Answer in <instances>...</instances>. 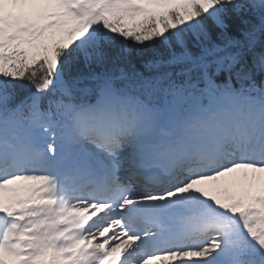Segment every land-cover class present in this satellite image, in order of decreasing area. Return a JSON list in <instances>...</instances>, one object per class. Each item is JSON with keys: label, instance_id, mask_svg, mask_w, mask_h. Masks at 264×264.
<instances>
[{"label": "snow or ice", "instance_id": "1", "mask_svg": "<svg viewBox=\"0 0 264 264\" xmlns=\"http://www.w3.org/2000/svg\"><path fill=\"white\" fill-rule=\"evenodd\" d=\"M0 264H264V0H0Z\"/></svg>", "mask_w": 264, "mask_h": 264}]
</instances>
